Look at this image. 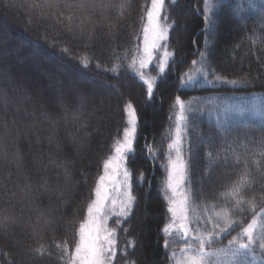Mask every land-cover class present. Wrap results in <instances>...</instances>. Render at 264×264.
Returning <instances> with one entry per match:
<instances>
[{"label":"trees","instance_id":"trees-1","mask_svg":"<svg viewBox=\"0 0 264 264\" xmlns=\"http://www.w3.org/2000/svg\"><path fill=\"white\" fill-rule=\"evenodd\" d=\"M210 3L212 23L204 0H165L171 55L149 99L134 63L151 0H0V218L8 217L0 225V264H10L9 253L18 262L26 253L32 264H71L104 162L128 126V104L138 117L135 160L126 165L136 203L127 220H110L112 264H174L185 245L163 232L171 219L169 144L178 128L192 228L211 234L206 264H264V0ZM179 12L188 23L184 37ZM77 73L116 88L124 83L127 93L91 90ZM217 76L248 83L227 85ZM253 220L249 249L235 257L217 252L233 238L246 243Z\"/></svg>","mask_w":264,"mask_h":264},{"label":"snow or ice","instance_id":"snow-or-ice-1","mask_svg":"<svg viewBox=\"0 0 264 264\" xmlns=\"http://www.w3.org/2000/svg\"><path fill=\"white\" fill-rule=\"evenodd\" d=\"M165 0H151V9L148 11V20L151 25L152 31V41L148 42L147 32L148 29H145V43L143 48L144 56L146 60H141L140 67L143 68L146 66V63H150L154 57V53L157 49L161 48L162 45L160 41H167L168 29L167 27L158 23L160 15L163 11V5ZM204 18L206 22L212 23L214 13H211L212 5L210 0H204ZM165 57L169 56V53L165 51L163 53ZM174 55V54H173ZM204 55L203 53L201 54ZM167 61H164L160 65V71L163 73ZM193 78L188 77V82H192ZM217 81H220L223 84L227 85H242L247 84V80H221L219 76L216 77ZM147 84V94L149 99L152 97L154 92V83L153 81H145ZM184 81L182 80V86ZM176 103L180 106L181 112L184 110V105L181 100V97H175ZM127 109H132L129 112V124L132 125L131 128L124 130V139L123 142L115 148L116 156L106 160L104 162V173L99 176L96 187L94 189L95 199L88 204L87 207V219L80 223L79 225V241L76 244L74 253L69 256L71 264H112L113 259L116 256V230L108 229L106 227V222L108 220L107 216H103L106 203L111 200L113 207L116 206L117 201L111 199V193L113 190L120 192L119 200V212L118 215L124 220L130 218V215L133 211L134 205L136 203V196L131 190L130 183V171L127 168V164L135 160L134 152V143L136 137V123L138 117L135 115V109L131 104H128ZM236 110L243 114V109L236 106ZM179 120H183L184 117L181 115L178 117ZM179 131V128L177 129ZM176 147L173 144H169V148ZM258 152L261 156H264V143L258 148ZM119 182L117 183V179ZM186 183V166L180 154L179 148H176L175 158L169 159V174H168V183L164 191L170 190L172 196L169 197V201L172 206L168 208V211L172 214L174 220L178 219V227H174L175 231H178L182 236L188 238L190 233L188 231V224L184 221L187 220L185 203L186 200H178L177 196L183 195L180 191L182 186ZM46 187V185H45ZM233 194H237V188L233 189ZM264 214V213H262ZM221 216L225 224H230L231 220L229 218L227 211H221L217 213ZM8 220V217L0 218V225L4 221ZM169 225H165L163 232H169ZM256 221L253 220L250 222L247 227L244 229V234L247 236V242H238L236 238H233V241L229 242L230 247L228 249L221 248L217 250L219 253L225 255H231L233 257L242 255L244 250L249 249L254 243L253 233L255 231ZM194 239L199 241L198 247H192L191 245L187 246L183 251H191V255L186 256L180 264H206L205 257L208 253L205 252V244L211 239V234L207 236H196ZM165 246H167V241H165ZM260 247L264 249V237H262ZM35 252H40L41 249H34ZM63 251L67 254V248H63Z\"/></svg>","mask_w":264,"mask_h":264},{"label":"rangeland","instance_id":"rangeland-1","mask_svg":"<svg viewBox=\"0 0 264 264\" xmlns=\"http://www.w3.org/2000/svg\"><path fill=\"white\" fill-rule=\"evenodd\" d=\"M164 8H165V3L163 5V11H164ZM150 9H151V6H150L149 10ZM163 11H162V13L160 15V19H159L158 23L161 24V25H163V26H165V27H167V29H168V26L164 25V23H163V19H162ZM147 14H148V12L146 13L145 20H144V23H143V32H142V39H141V49H140V52H139L137 58L135 59L134 69L136 71V74L139 75V78L144 83H145V81H153V83H154L160 77L163 76V74H164L165 71L163 73H161V71H160V65L164 61H167V63H168V60H169L171 54L167 50L166 41H160L159 43L162 45V47L159 48V49H157L155 51L154 57H153L152 61L150 63H146V66L145 67H143V68L140 67L141 60H146V57L144 56V53H143V48H144V43H145V35H146L145 29H148V32H147L148 42L151 43V41H152L151 25L149 24V20H148V15ZM177 15H178V19H179V24H178L177 30H178L179 34H181L184 37L187 34V32H188V23H187V20H186V17H185V14L184 13L182 14V12L181 13L179 12V13H177ZM20 36H21V38H23L25 40V37L23 35H20ZM165 51H167L169 53V56L168 57H165L163 55V53ZM50 57L54 61H56L58 64H63V61L60 60L59 58H57V56L56 57H52V55H50ZM165 69H166V67H165ZM69 71H71V70H69ZM77 74L79 76V78H78L79 79V82L88 85L91 90H95V87L101 86V85H103L106 88H114L115 87L112 83H109V82H106V81H104L102 79H99L100 77H97V76H87L85 74L83 76H81V75H79V73H77ZM114 91H115L116 95L118 97H120L123 93H127V87L125 86L124 83H122V84H119V88H116V90H114ZM135 93H136V90H135ZM100 99H102L103 104L104 103L107 104V100H105V99H107L106 95H105L104 98H100ZM100 99L97 98L98 102H99ZM131 111H132V109H127V120L128 121L131 118L128 113L131 112ZM131 127H132V125H130L129 122H128L127 128H131ZM123 139H124V137H123ZM122 142H123V140H121V142L116 147H118ZM180 143H181V141H180V133H179V131H177L176 134H175V136H174V141L172 143L176 147L171 148V158H175V156H176V148H180ZM114 156H116L115 150L113 152V155L109 159L113 158ZM103 173H104V171H103ZM80 174L83 176L84 175V172H80ZM168 174H169V165H168V171H167L166 185L168 183ZM119 179L120 178L117 179V183L119 182ZM180 191L183 193V195L177 196L176 199H178V200H186V195H185V192L183 190V186L180 189ZM168 192H169V195H170L169 197H171L172 196L171 191L168 190ZM94 199H95V196L93 197V200ZM111 199H114V200L117 201L116 206L113 207V205L111 204V200H110L108 203H106L104 212L102 214L103 216H107L108 217V220L106 222V227L108 229H110V230L112 229L110 227V220L122 218V217H120L118 215V212H119L120 192L113 190L112 193H111ZM170 206H172V205H171V203L169 201V207ZM184 207H185L186 215H187V220L184 221V222L188 224V231L190 233L189 237L188 238H185L178 231H175L174 230V227L173 226L178 227L179 220L178 219L174 220V218L172 217V214L171 213H170L171 214V219L169 220V222L167 224V225L170 226L169 227V232L167 234L168 235L177 234L178 236H181V237H179V239H180L181 242H184V244H185V245H182V249L179 250L178 253L175 254V256H174V264H180V262L183 261V259L186 256L191 255L192 253H191L190 250L187 251V252H185L183 250L187 246H189V245H191L192 247H195L197 245L196 247H198L199 241L196 240V239H194V237H196V236H202V235L198 234L192 228L191 219L189 218L187 200H186V203H185ZM86 219H87V211H86L85 220ZM135 220L138 223H140V221H141V220H138V218H136V217H135ZM133 229L134 228H130V233L132 235H139V236L141 235L142 230H140L138 228H135L134 230ZM137 230H140V231H137ZM78 241H79V239H78ZM207 251L205 249V252L206 253H208ZM9 256L11 257V259L13 258L12 253H9ZM137 256H138V254H137ZM11 259H9L7 257V261H9L10 264H15L16 263L15 260L17 261V259H15V260H14V258L12 260ZM18 261H17L18 264H32L28 260V256L26 255V253H23L22 254L21 260H20L21 262H18ZM33 264H38V263L36 262V263H33Z\"/></svg>","mask_w":264,"mask_h":264}]
</instances>
